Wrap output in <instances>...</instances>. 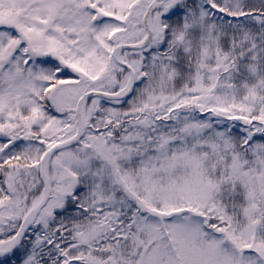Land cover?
I'll use <instances>...</instances> for the list:
<instances>
[{"label": "snow or ice", "instance_id": "1", "mask_svg": "<svg viewBox=\"0 0 264 264\" xmlns=\"http://www.w3.org/2000/svg\"><path fill=\"white\" fill-rule=\"evenodd\" d=\"M0 264H264V0H0Z\"/></svg>", "mask_w": 264, "mask_h": 264}]
</instances>
